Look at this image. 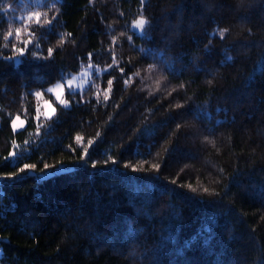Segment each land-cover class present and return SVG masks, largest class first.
<instances>
[{
  "label": "trees",
  "instance_id": "1",
  "mask_svg": "<svg viewBox=\"0 0 264 264\" xmlns=\"http://www.w3.org/2000/svg\"><path fill=\"white\" fill-rule=\"evenodd\" d=\"M17 28L16 47L34 33L21 57L3 47ZM88 61L106 69L61 105L46 87ZM0 248V264H264V0H0Z\"/></svg>",
  "mask_w": 264,
  "mask_h": 264
},
{
  "label": "snow or ice",
  "instance_id": "2",
  "mask_svg": "<svg viewBox=\"0 0 264 264\" xmlns=\"http://www.w3.org/2000/svg\"><path fill=\"white\" fill-rule=\"evenodd\" d=\"M142 2H143V0H142ZM52 6L55 7V4H53ZM34 16H35L36 23L38 25H40V19H41L42 14L39 13V12H37V13H34ZM148 23H149V21L144 16L141 15L138 19H136V20H134L132 22V27L135 28V29L141 30V34H145V32H146V25ZM51 25H52V20H46L43 25H40V28L43 29V30H45V31H47L48 28L51 27ZM45 26H48V27H45ZM217 31H218L219 37L221 39H223L225 33L228 30L227 29H223V30L218 29ZM20 35H21V29L20 28L15 29V34L12 31H8L7 34L4 35V37H3V39L5 41L3 47H8L9 46V43H12L9 40L10 37H14L16 40H19L20 39ZM60 35H61L62 39L59 41V43L62 44L64 42V40H63V34H60ZM67 35L68 36H71V33H68ZM33 36H34V33H30L29 39L23 41L24 47H16V44L15 43H12V48L15 49V51L13 53V56L14 57H21V56H24L25 55V53L27 51V46L29 44L34 43V41L32 39ZM129 39H131V38L129 37ZM35 46H38V42L35 43ZM207 47L208 46H206V48ZM53 51H54L53 48H49L48 49V56L49 57L53 54ZM89 55H91V54H89ZM12 58L13 57H6L5 59H12ZM227 59L228 60H231V57L229 56ZM113 63L116 64L117 61H115V59H114L113 60ZM89 67H91V65ZM108 67L111 68L112 65H109ZM152 67L153 66H151V65L149 66V71L152 70ZM120 72L123 73L124 72V69L121 68L120 69ZM135 75L136 76H139V72L135 73ZM131 79H132V77H129L128 79H126L124 81L126 86L129 84V82L131 81ZM107 84H108V89L105 91V95H104V100L105 101H107L108 98H109V94L111 92V88H112L113 81L112 80H108L107 81ZM57 88H59V89L62 90L63 89V85H57ZM47 91L50 92V93L51 92H55L56 93V99L59 101V103L61 105H67L68 104V101H66V100H64V99L61 98V93H60V91H57L56 88H49V89H47ZM71 92H72L71 82H69V93L71 94ZM36 95L39 96L40 93H36ZM54 112H55V109L53 108L52 109V113H54ZM52 113L45 112L44 115L47 116V117H50L52 115ZM17 120H19V116H17L16 119L12 121L13 129H17V128L23 127V121H21L20 124H17ZM97 136H99V133H97ZM76 139H77L78 142L82 140L81 137H77ZM207 139L208 138L205 137V140H207ZM93 143H94V141L89 140L88 141V146L91 147L93 145ZM89 147H84V149H83V153L84 154L82 155L81 159H84L89 154ZM15 155H16L15 153H10V157L9 158H4L5 159V162H8V160L10 158H14ZM93 166H95V164ZM49 167H52V166L47 165V164H45V166H44L45 169H47ZM152 167L155 168V169H158L159 168V165H152ZM34 168H35V165L25 164L23 168L19 169V171L21 173H23L26 169H34ZM133 170H136V169L134 168ZM41 171H44V169H41ZM15 175H16V173H12V176H15ZM203 190L205 192H208L209 191L208 188H204Z\"/></svg>",
  "mask_w": 264,
  "mask_h": 264
},
{
  "label": "rangeland",
  "instance_id": "3",
  "mask_svg": "<svg viewBox=\"0 0 264 264\" xmlns=\"http://www.w3.org/2000/svg\"><path fill=\"white\" fill-rule=\"evenodd\" d=\"M140 16L134 18L132 20V22L136 19H138ZM132 22H131V28L132 30H134L136 33L141 34V30L135 29L132 27ZM91 65V67H89ZM105 67H99V65H95L91 62H86L85 64H83L79 70H77L76 72L71 73L68 77L64 78L63 80H58L52 84H50L49 86L46 87V90L49 88H56L57 91H60L61 93V98L68 101L69 104V98L67 97V93L69 92V82H71V89L72 91L77 90V89H81L83 87H85L90 79H91V75L93 72H97L100 73L103 70H105ZM57 85H63V89H59L57 88ZM36 93H40V95L38 96V107H37V112L35 114V117L38 119L40 117H47L44 115L45 112H49L52 113V109H55V105H53L51 103V101L49 99H46L44 94L41 91H38ZM49 94H51L52 96H54V98L56 99V93L55 92H48ZM57 100V99H56ZM58 101V100H57ZM59 102V101H58ZM54 113H52L53 115ZM51 115V116H52ZM50 116V117H51ZM16 117L13 119L15 120ZM21 121H23V127L25 125V119L23 117H19V120H17V124H20ZM13 128V126H12ZM22 128V127H20ZM20 128L14 129V130H18ZM2 254V250L0 248V255Z\"/></svg>",
  "mask_w": 264,
  "mask_h": 264
},
{
  "label": "water",
  "instance_id": "4",
  "mask_svg": "<svg viewBox=\"0 0 264 264\" xmlns=\"http://www.w3.org/2000/svg\"><path fill=\"white\" fill-rule=\"evenodd\" d=\"M16 62H18L17 58H16Z\"/></svg>",
  "mask_w": 264,
  "mask_h": 264
}]
</instances>
